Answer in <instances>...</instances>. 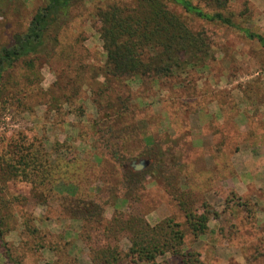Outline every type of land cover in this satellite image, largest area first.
Listing matches in <instances>:
<instances>
[{"label":"rangeland","instance_id":"1","mask_svg":"<svg viewBox=\"0 0 264 264\" xmlns=\"http://www.w3.org/2000/svg\"><path fill=\"white\" fill-rule=\"evenodd\" d=\"M192 1L204 6L198 0ZM47 2L0 0V49L9 46L14 35L23 32L37 9ZM113 2L134 0H87L60 35L56 52L49 59L36 61L34 70L40 73L36 84L49 93L43 102L23 78L33 70L19 66L6 77V95L0 96V152L17 133L39 137L52 158L56 156L54 145L62 143L58 149L62 162L76 159L82 180L79 191L74 184L59 183V193L73 195L78 191L80 197L98 202L107 219L115 211L143 215L151 224L173 217L186 230L187 247L201 253V264H264V200H255L264 194V179L261 191L247 184L253 176L249 172L254 169L251 159L264 156V49L238 29L199 19L170 1L171 9L193 29L208 33L212 57L205 65L188 67L173 77L157 81L130 78L107 85L101 75L106 54L96 7ZM230 11L239 25L264 35V0H231ZM100 87L104 90L101 96ZM18 89L24 97L15 95ZM12 91L10 99L7 95ZM51 96L59 97L56 106L49 104ZM96 100L103 107L100 112ZM107 103L113 106L107 108ZM103 115H108L104 124L94 122ZM126 125L136 126L135 132L130 129L127 145L132 154L124 163V159L116 162L105 142L115 141L116 132ZM102 126L107 130L104 134ZM110 126L113 133L108 130ZM216 145L222 146L221 157H215L212 150ZM235 147L240 150L232 159L242 179L239 184L234 171L224 167ZM159 148L164 151V162L156 164L155 159L141 156L144 151ZM142 159L151 163L142 170L135 169L133 163ZM127 165L135 171H147L129 199L119 184ZM228 173L230 178L223 179ZM12 188L29 196L28 186L13 184ZM175 189L192 191L196 209L202 210L206 200L220 214L217 219L211 218L209 232L196 241L172 196ZM238 192L246 195L238 198ZM16 211L17 222L8 221L15 227L5 234L7 245L0 242V264H92L93 247L110 242L125 250L130 244L124 233L117 240H108L103 228L95 224L93 229V221L71 218L56 200L38 205L30 197ZM157 261L178 264L169 255ZM120 264L151 263L124 260Z\"/></svg>","mask_w":264,"mask_h":264},{"label":"trees","instance_id":"2","mask_svg":"<svg viewBox=\"0 0 264 264\" xmlns=\"http://www.w3.org/2000/svg\"><path fill=\"white\" fill-rule=\"evenodd\" d=\"M86 1L48 0L46 5L37 9L25 30L16 33L12 43L0 49L1 97L6 95L3 94L6 77L15 73L19 66H24L27 71L33 70V74L29 72L23 78L31 83L34 96L39 102L47 98L48 91L36 84L40 77L39 71L34 70L36 61L49 59L48 56L56 52L60 45V35L76 17V10ZM170 1L181 5L186 13L199 19L238 29L248 39L258 41L264 49L263 34L233 20L231 0H198L204 6L195 4L192 0L113 2L104 7H96V17L100 22L98 30L106 54L101 72L105 84L130 78L147 77L157 81L173 77L184 73L188 67L206 63L212 57V41L208 33L204 29H193L182 15L171 9ZM13 92L7 95L10 99H13ZM103 92L100 87L99 95ZM21 93L22 89H18L15 95H22ZM58 98L51 96L49 104L56 103V106ZM95 103L100 112L103 109L101 102L96 100ZM19 106H23L21 101ZM112 106L113 103L106 104L107 108ZM125 108H128L126 102ZM107 117L108 115H103L99 122H94L104 124L103 119L106 121ZM135 128L136 126L126 125L125 129L116 132L118 134L115 141L105 142L109 143V155L116 162L124 159V163L127 161L125 158H129L128 154H132L127 145L131 140L130 131L135 132ZM108 130L113 133L111 126ZM100 131L103 134L107 132L104 126ZM5 143L4 150L0 152V242L4 246L7 245L5 234L15 227L8 221L12 219L17 222V206L25 205L31 197L37 200L38 205L58 201L64 210H68L71 218L85 223L93 221V229L103 228L108 240H117L122 233L127 235L130 244L125 250L119 244L110 242L99 248L93 247L92 264H120L124 260L159 264L158 257L165 255L177 260L178 264L202 263L201 253L186 245L187 233L183 224L173 217L151 224L143 215H126L122 211H115L107 219L104 217L105 210L98 202L80 197L78 191L82 178L77 174L80 169L76 159L62 162L59 152L62 143L56 142L53 147L56 148V151L53 150L55 158H52L51 152L39 137L28 138L27 133H17ZM93 148L96 149L97 146L93 145ZM141 154L155 159L156 164L164 162V151L160 148ZM127 168L119 184H122L125 197L129 199L136 194L135 190L147 171H135L129 165ZM61 182L74 184L78 191L73 195L59 193L56 186ZM13 184L28 186L30 197L13 189ZM172 196L183 211L185 225L195 241L209 232L211 218L217 219L220 216L206 200L202 202V210L196 209L194 205L197 201L193 198L192 191L175 189ZM6 253L9 256V248Z\"/></svg>","mask_w":264,"mask_h":264},{"label":"crops","instance_id":"3","mask_svg":"<svg viewBox=\"0 0 264 264\" xmlns=\"http://www.w3.org/2000/svg\"><path fill=\"white\" fill-rule=\"evenodd\" d=\"M264 115H261V117H262V122H263V124H264V117H263ZM263 147H264V145H263ZM212 150H213V152L215 153V157H221L222 156V154H223V149H222V146L221 145H216L215 147L213 146V148H212ZM264 151V150H263ZM240 152V150H238V148L237 147H235L233 150H232V153H231V157H230V159H229V162H228V164H227V166H226V164H225V166H224V164H221V165H223L226 169H231V171H234V173L236 174V176H237V181H236V183L237 184H239V183H241L242 182V179H241V177L238 175V171L235 169V166H234V164H233V156L235 155V154H237V153H239ZM264 154V153H263ZM252 161H253V167L252 168H254L253 170L251 169V170H249V172H251V174H253V176H251V181H249L247 184L249 185V184H252L254 187H256L259 191H261V188H263L262 186H261V184H262V182H263V179H264V156L263 157H258V158H256V160L255 159H251ZM216 164L217 163H215V164H213L212 166H216ZM255 166V167H254ZM222 168L221 167H219V171L221 170ZM231 173V172H230ZM230 173H228V175H226L223 179H228V178H230ZM246 184V185H247ZM247 185V186H248ZM236 191V190H235ZM246 191H247V189H246ZM248 192V191H247ZM246 194L245 193H239L238 192V198H243L242 196H245ZM255 200L258 202V200L259 201H262V200H264V194L262 195H260V197H257V198H255ZM245 261H246V258H245ZM239 262H243V261H239Z\"/></svg>","mask_w":264,"mask_h":264},{"label":"water","instance_id":"4","mask_svg":"<svg viewBox=\"0 0 264 264\" xmlns=\"http://www.w3.org/2000/svg\"><path fill=\"white\" fill-rule=\"evenodd\" d=\"M150 163H151L150 160L142 159L139 163L134 162L133 166L137 170H142V169L146 168Z\"/></svg>","mask_w":264,"mask_h":264}]
</instances>
